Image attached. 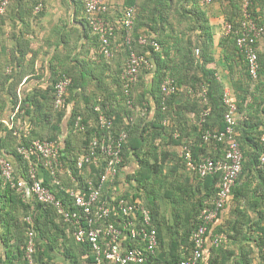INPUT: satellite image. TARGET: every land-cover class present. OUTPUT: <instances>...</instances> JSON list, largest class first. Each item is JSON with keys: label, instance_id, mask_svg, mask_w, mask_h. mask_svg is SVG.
Segmentation results:
<instances>
[{"label": "trees", "instance_id": "obj_1", "mask_svg": "<svg viewBox=\"0 0 264 264\" xmlns=\"http://www.w3.org/2000/svg\"><path fill=\"white\" fill-rule=\"evenodd\" d=\"M145 1L147 4L140 5L139 8H137L136 13V0L124 1V10L129 7H132L134 10V22L133 27L129 32L131 39L129 44L125 42L126 32L122 25L112 22V20H108L109 18L107 13L103 15L106 21L115 25L114 31L109 38V48L111 50L110 56H105L101 53V42L99 37L97 34L92 32L88 25L86 16L81 20L84 25V36L85 38H90L93 52L87 56L86 61L79 59L78 55L75 53H61L59 55H53L49 61V70L51 72L50 85L47 87V90L40 93L45 101L40 102L31 98L24 102L27 105L30 104L33 106L34 111L37 114L39 113V116L43 121H47L51 115H54L56 118V124L52 128V135L43 137V135H40L37 132L34 133L30 136V138L20 141L16 147L13 148L11 151L13 161L9 157L7 158L11 160L12 163L15 161L17 166L21 167L20 169H22V171H17L16 176L26 178L27 161L21 154L18 153V147L21 145L28 146L37 139L59 141L57 132H59L60 128L57 124H60L63 118L65 116L67 117V114H69L68 119L72 128L77 133H80L79 140L84 141L85 147L80 151V153L87 148L88 143L93 136H97L99 138L106 136L117 137L120 132L126 131L128 136L122 146L123 159L121 165L123 166V163L126 165L129 161L131 162L136 160L138 162V170H134L132 173L125 176L123 183L126 187L124 193L122 194H115L114 190V184H119L118 181H121L118 174L112 181L108 180L105 182L102 187V197L106 200H113V198L119 197V199L123 198L129 202H135L136 198L139 199V204L141 205L138 206L149 210L151 215V226H153L157 231L158 246L155 254L152 255L153 257H151L150 260H153L155 264H178V262L184 259L189 253L192 244L190 241V235L192 230L197 227L201 221V211L206 207L212 206L217 196L216 194L219 188L216 184H219L221 173L218 172L212 175L200 177L195 170L187 167L182 156L173 151L169 152L168 150H165L164 147L160 148L158 146V149L157 145L153 144V137L150 141L149 134L154 133L156 136L164 138V140L168 139L167 142H170V145L172 144L174 146L181 144V135L175 136V133H173L174 130H176V128L174 129L173 127L178 128V122L173 120V125L169 131H165L167 125L163 124V120L166 117H168L171 121V105L174 99L173 97L176 95L177 91L170 96H164V93L161 91V83L165 78L171 77L174 78L173 81L177 84L178 81L175 77L178 76L182 64H187L189 70L192 69V67H194V70L195 68H200L202 70L201 78L194 77V79H197V85L194 86V95L199 94V97L197 96L199 105L196 102L194 103V106L189 109H192L196 114L194 130L197 133V140L200 144L206 145L208 143L203 142L201 138L203 130L210 129L211 131H219L223 130L225 126L223 115L226 111V106L224 105L222 99L224 89L222 84L213 77L212 70H206L203 67L209 57H204V60L201 63L203 54H201L200 57L194 56V49L196 45L190 38L184 40L182 44L180 43L178 36L175 35L176 31L172 25L173 21H168L164 16V22L171 26L170 29H165L163 22L157 21L158 17H160V21L164 20L160 16L162 13L161 11L164 6L166 7L165 9H168L169 2L172 0ZM148 4L149 6L150 4L152 6L148 7ZM178 8H175L174 12L179 10ZM242 8L243 3L241 4L240 11L241 19L235 24L232 21L228 22L233 26V31L228 36L233 39L237 52L245 61L246 68L245 84L242 83L239 86L235 95L236 99L234 98L236 103L234 137L240 144L243 153V163L241 174L239 175L237 184L232 189L231 196L236 199L239 197L245 198L249 204V192H257V187L252 185L253 180L251 177L256 179L257 184L259 185L258 189L264 191V168L260 163V156L264 151V143L261 140L264 135V59L262 58V55L257 53L259 62L258 76L256 79H252L247 70V61L245 56L242 52H240L235 43V30H237L241 20L243 19ZM40 10L38 12H40ZM168 10H170L171 13L173 12L171 8ZM247 10L251 16L264 27V23L261 19H259L256 14H253L250 5L247 6ZM164 13L167 16V10H165ZM117 16L116 20L120 19L122 14L119 12ZM159 24L161 25L159 28L154 27V25L158 26ZM142 27L146 28L143 32H146L147 34L150 33V35L153 34V36H149V38L154 39L159 44L158 50H154V48L148 44L140 45L138 43V37L141 34H144L140 32ZM161 32H165L164 35H160ZM263 34L264 32L262 35ZM261 36L257 39L255 46H257ZM73 37V40H66L67 43H71L69 46L70 48L71 46L76 48L78 45V36L74 35ZM168 38L174 39V43L172 45H167L169 40ZM72 42L74 43L72 44ZM120 42H122L121 45H119ZM116 44H118V47L120 48L118 54L126 55V59L123 64H120V69L116 70L115 75L112 76L111 71L113 69L107 67L109 64L113 63L111 60L115 57L113 54H115L114 50ZM174 47L177 48L174 53L176 58L169 60L168 57L171 55L170 50L174 49ZM129 48L135 50L136 53L144 54L152 65L150 68L143 66L140 69V71L145 69V72L150 74L152 77V86L149 91H146L147 95L135 94V88L138 86L137 82L139 80L140 71L138 72L136 83L129 88L128 93L125 91L121 74L125 69V64L130 51ZM106 69L109 71H106ZM62 76H68L71 78V83L67 90V104L70 106L69 112L64 109L59 110L54 107V85ZM200 81L201 84H199ZM201 94L205 96L208 101L207 105L210 107V113L206 117L202 126L198 124L200 112L205 106L202 102ZM71 100L82 101L83 104L82 106L76 104L73 108L70 104ZM163 107L165 108L163 109ZM179 110L180 108L178 107L176 110L173 109L172 112L175 113ZM150 111L153 112L152 118H154V120L147 122L146 120L148 119L145 118L150 115ZM100 112H103L106 117L111 120L112 123L109 128H100V125L98 124V116ZM77 115L81 117V122L85 125L84 131H80L74 127V120ZM125 117L126 120H124ZM89 118L92 119V124H88L87 119ZM240 127L241 129L242 127H245L246 129L242 131ZM238 130H240L241 133H238ZM77 137L75 140L79 141ZM59 142L61 144L58 155L59 161L64 166L69 167L74 180L68 177L69 175L63 176L59 172L57 173V181L59 183H55L51 174L44 168L42 160H39L35 156L32 157L39 168L38 175L42 177L43 184L48 186L56 197L65 203L67 207L71 210H75V205L68 192L73 189L86 193L89 180L92 181L93 185H97L99 176L102 173V167L100 164H89L83 166L81 169H78L76 167V159L80 153L77 155L75 154V157H73L69 151V142L65 141L64 147L63 143L61 141ZM193 147L192 153L194 152L193 149H195L196 146L194 148ZM219 153H221L220 156L216 155L211 158L222 157L224 154V146H220L218 154ZM192 159H194V161H200L202 158L198 157L194 152ZM165 161H168L167 163L172 162V165H170L169 168V174L164 171ZM181 167L186 170L183 172L180 171ZM172 173H178V176L173 178L174 183H171V187L166 189L163 193L165 198L169 199L173 206L171 217H169L166 213H162L161 207L157 202V197L152 195L150 196L152 191L150 190L147 194H145L144 188H146V186L150 183H157L159 186L163 183L166 184L165 182H168L169 179L172 178L170 175ZM191 174H193V181L189 182V176ZM70 179L72 181L71 184L68 183V180L70 181ZM46 180H49L50 183H47ZM4 187L7 200L6 202L13 208L18 207L21 210V213L17 217L11 214L10 210H8V213L6 214L9 217V219L8 217L7 219L10 221L12 228L17 231L14 232L17 245L15 246V254H13L12 251L10 252V250L7 252L8 261L5 264H27L25 252L28 239L27 232L30 228H34L35 230L34 260L37 264H44L49 258L50 251L48 246L54 249L56 244L54 243L55 240L62 237V234L59 232H55L54 235L49 234V230H51L54 226L58 227L59 224H66L71 228V238L68 239L64 237L65 234H63V237L65 240H72L75 243L71 242L74 245H69L67 247V249L70 250L67 254L76 260L73 261V264H78L77 261L80 255H85V264H94V255L91 252L89 243L77 242L75 240L73 236V225L65 221L63 216L56 211V208L53 205L44 204L36 200H34V203H30L29 200H23L14 189L10 188L9 185L6 184ZM130 191H132V193ZM256 204H258V200L254 199L251 201L252 206ZM236 212L237 214L234 220L231 218L225 220L222 224H214L209 227L210 239L207 243L210 245L209 250L211 253L207 260L208 264H225L223 260L220 263H217L215 259L216 254L220 253L227 239L232 240L236 238V235L239 233V225H243L244 223H248V221H250V218L243 208H238ZM139 215L140 212L136 210L135 221L137 222V225L141 224V217ZM28 216L31 218L32 224L25 220ZM251 224H253L252 240H254L256 246L259 248L262 264H264V226L254 222ZM167 232L170 233V238L169 240L167 238L169 242L166 245L164 244L167 242L164 240V233L168 234ZM221 233L225 235L226 239H222L217 245L214 244L212 242L213 238L215 235ZM126 243L128 244L129 241L127 240L125 244ZM136 245H138V243L135 241V246ZM7 247L10 248L8 245ZM73 247H76L80 254L77 252V256H72L73 252L71 249ZM74 250L75 248H73V251ZM199 264H202V262H199ZM242 264H249V261L246 260L242 262Z\"/></svg>", "mask_w": 264, "mask_h": 264}, {"label": "crops", "instance_id": "obj_2", "mask_svg": "<svg viewBox=\"0 0 264 264\" xmlns=\"http://www.w3.org/2000/svg\"><path fill=\"white\" fill-rule=\"evenodd\" d=\"M124 1L125 0H105L108 7V11L106 12L109 18L108 20L115 22L119 12L122 14L124 10ZM243 1L244 0H214L210 3H202L201 0H172L169 2V8H171L173 12L171 13L170 10H168L169 8L165 9L166 7L164 6L160 14L161 18L164 20L160 21V17L157 16V21L163 22L165 29H170L171 27L164 22L165 17L168 21H173L172 25L176 31L175 35L178 36L181 44L184 40L189 38L195 43L194 56L200 57V55L203 54L201 63L204 57H209L203 67L206 70H212L213 77L219 81L223 89L228 90L235 99V95L238 91L237 89L246 79L245 61L237 52L233 39L228 36L229 34H224V25L230 21L235 24L241 19L240 11ZM247 1L248 5L251 6L253 14H256L264 23V0ZM39 3L42 4L40 12L35 11V7ZM145 4H147L145 0H136L137 6L135 8V13L140 5ZM151 6V4L150 6L148 4V7ZM175 8L179 10L174 12ZM165 10H167V16L164 13ZM84 17V5L81 0L9 1L8 9L0 19V155L6 156V158L9 157L12 160L13 156L11 155V151L20 141L30 138V136L36 132L43 135V137L52 135V128L56 124L54 115H51L47 121H43L39 113L37 114L34 111L33 106L30 104L27 105L24 102L31 98L40 102L45 101L40 93L47 90V87L50 85L51 72L49 70V61L53 55L75 53L78 55L79 59L86 61L87 56L93 52L90 38H85L84 36V25L81 22ZM160 26V24L158 26L154 25L155 28H159ZM140 30L141 33L147 34L143 32L146 28L142 27ZM164 33L165 32H161L160 35H164ZM74 35L78 36V45L76 48L72 46L70 48L69 46L71 43H67L66 40H73ZM147 35L153 36V34L150 35V33ZM173 40L174 39H169L167 45H172L174 43ZM73 43L74 42H72V44ZM121 43L122 42H120L119 45H121ZM119 49L118 44H116L115 50L118 51ZM175 49L177 48L174 47V49L170 50L171 55L168 57L169 60L176 58L174 54ZM256 51L258 54L262 55L264 59V34L258 41ZM107 68L113 69L114 64H109ZM193 68L194 67L189 70L187 64H182L178 76L175 77L178 81L176 84L177 92L173 97L174 99L171 105L172 110H176L178 107L180 110L173 113L170 109L171 121L168 117L163 120V124L167 125L165 131L170 130L173 125V120L178 122V128L173 127L174 129L176 128L173 133H175V136L181 135V144L174 146L172 144L170 145V142H167L168 139L164 140V138L156 136L154 133L149 134L150 141L153 137V144L157 145V147H164L165 150L176 152L178 155H180L183 147L187 146L191 149L192 155L195 152L200 158L214 157L216 155L220 156L221 153L218 154V151L221 145L217 146V149L211 144H200L197 140V133L194 130L196 114L189 108H192L196 102L198 104L199 94L194 95V86L197 85V79H194V77L201 78L202 70L200 68H195L194 70ZM168 78L171 77L165 78L162 83ZM137 83L138 86L135 88V94L147 95L146 91H149L152 86V77L143 69L140 71ZM199 84H201V81ZM70 104L74 108L76 104L82 106L83 103L82 101L71 100ZM152 114L153 112L150 111V115L146 116L145 119H148L146 120L147 122L154 120ZM68 115L69 114H67V117L65 116L63 118L60 124H57L60 128L57 135L59 141L63 143V147L65 141L69 142V151L71 155L75 157L74 155L79 154L85 145L84 141L79 140L80 133H77L72 128V125H70ZM124 120H126V117ZM87 121L88 124H92L91 118L87 119ZM245 129V127H242L241 130L244 131ZM237 132L241 133L240 130ZM76 137L79 141L75 140ZM193 146H196V148L193 149L194 152L192 153ZM167 162L168 161H165L164 163L165 167L168 164ZM123 164L124 165L121 166L117 173L121 183L118 181L119 184H114L115 194L124 193L126 185L123 183V180H125V176L132 173L134 170H138V162L136 160L129 161L126 165L125 163ZM169 164L172 165V162ZM13 165L16 173L17 171H22V169H20L21 167L17 166L15 161ZM69 172V167L62 164L60 173L63 176L69 175L68 177L71 178L72 175L71 172ZM192 176L193 174L189 176V182L193 181ZM251 178L253 180L252 185L257 187V192H249V204L245 198L239 197L236 199L230 196L228 204L221 211L215 222V224H222L225 220L231 218L234 220L238 208H243L250 218L248 223L239 225V233L236 235L235 239H227L220 253L216 254L215 259L217 263L223 260L225 264H242V262L248 260L249 264H262L259 248L256 246L254 240H252L253 224L251 223H259L264 226V191L258 189L259 185L256 179L253 177ZM71 179L70 181L68 180L70 184L72 183ZM46 182L50 183L49 180H46ZM4 186L0 178V264H5L8 261L7 252H9V250L10 252L12 251L13 254L16 253L15 246L17 245V240L14 236V232L17 231L12 228L10 221H8L9 217L6 214L8 210H10L11 214L15 217L21 213L20 208H13L6 202ZM254 199L258 200V204L252 206L251 201ZM29 201L30 203H34V200L30 199ZM135 201L139 202V199L136 198ZM55 232L61 233L62 237L55 240L54 243L56 244L54 249L48 246L50 251L49 258L44 264H73V261L76 260L67 254L68 251H70L67 247L69 245L73 246L75 243L72 240L67 241L64 239V237L68 239L71 238L70 226L59 224L58 227L54 226L49 230L50 235H54ZM63 234H65L64 237ZM164 240L167 241L164 243L167 245L169 239ZM7 245L10 246V248H8ZM73 248H75L74 251ZM73 248L71 249L73 252L72 256H77L79 252L76 247ZM209 248L210 245L207 243L205 246L204 258L201 261L202 264H208L207 260L211 253ZM77 262L78 264H85V255H80Z\"/></svg>", "mask_w": 264, "mask_h": 264}, {"label": "built area", "instance_id": "obj_3", "mask_svg": "<svg viewBox=\"0 0 264 264\" xmlns=\"http://www.w3.org/2000/svg\"><path fill=\"white\" fill-rule=\"evenodd\" d=\"M84 5L85 16L92 32L97 34L101 42L100 51L105 56H110L109 38L112 35L115 25L104 19V14L108 11L105 0H81ZM202 3H210L212 0H201ZM9 0H0V18L5 14ZM248 1H243V19L237 30H235V43L240 52L243 53L247 63V70L252 79L258 76L259 62L256 52V41L264 32V27L259 24L247 10ZM42 4L35 7L39 11ZM132 7L122 12V17L115 21L124 28L125 42L130 43L129 32L133 27ZM233 26L225 23L224 34H230ZM140 45H150L154 50L159 49V44L150 39L147 34H141L138 39ZM128 59L121 77L124 82L125 91L136 83L138 72L145 66L152 65L144 54L136 53L129 48ZM71 78L62 76L54 85V107L59 110L70 111L67 104L68 87ZM177 89L172 78L166 79L161 84V91L164 96H170ZM202 102L205 105L200 112L198 124L205 122L210 113L207 99L201 94ZM223 103L226 111L223 115L225 126L223 130L211 131L203 130L201 138L203 142L224 146V154L220 158L205 157L200 161L192 159L191 149L183 147L180 156L183 157L187 167L196 171L200 177L212 175L220 172L221 178L218 184L217 196L210 207L204 208L200 213V223L195 227L190 235L191 247L187 256L180 260L178 264H199L204 258L205 246L209 242V227L214 225L224 207L228 204L233 187L237 184L242 171L243 153L239 142L234 137V126L236 123V103L234 97L228 90L223 91ZM165 107H163L164 109ZM111 120L103 112L98 116V124L101 129L109 128ZM74 127L84 131L85 125L81 122V117L76 116ZM127 132L122 131L117 137L106 136L99 138L93 136L87 148L81 152L76 159V167L81 169L85 165H101L102 173L99 176L97 185L88 181L86 193L80 190H70L75 210H71L65 205L53 191L43 184V179L38 175V167L32 156L42 160L44 168L51 174L55 183L57 173L62 170V163L58 155L61 144L56 140H35L28 146H19L17 151L27 161V177H17L14 165L11 160L0 155V178L3 185H9L23 200H36L44 204H51L56 211L63 216L64 220L74 227L73 236L77 242H87L94 255V264H155L150 260L155 254L158 246L156 229L151 226V215L148 209L138 206V201L129 202L123 198L115 197L113 200H106L102 197V187L105 182L112 181L117 175L122 164V146L127 139ZM261 140L264 143V135ZM260 163L264 168V151L260 156ZM70 173V172H69ZM72 178V177H71ZM74 180V178H72ZM140 212L141 224L135 221V212ZM32 224L31 218H25ZM28 233L25 256L27 264H37L34 260L35 252V230L30 228ZM226 237L223 233L215 235L212 242L219 244ZM129 243L125 244L126 241ZM135 241L138 245L135 246ZM131 244V245H130ZM264 247V238H263ZM169 264V263H165Z\"/></svg>", "mask_w": 264, "mask_h": 264}, {"label": "rangeland", "instance_id": "obj_4", "mask_svg": "<svg viewBox=\"0 0 264 264\" xmlns=\"http://www.w3.org/2000/svg\"><path fill=\"white\" fill-rule=\"evenodd\" d=\"M119 50L118 51L117 50H114L115 54H113V55L115 57L113 56L114 59L111 60L113 62V64H114V68L111 71L112 72V76L115 75V71L116 70L120 69V66H121L120 64H123V62L126 59V55H124V54L123 55L118 54ZM119 59H120V61H119ZM106 71H109V70L106 69ZM176 91H177V89H176ZM169 168H170V164L168 163L167 166L164 168V171H166L168 173L169 172ZM180 171L183 172V171H185V169H183L181 167L180 168ZM170 175L172 176V178L169 179L168 182H165L167 185L163 183L161 186H159L157 183H153V184L150 183V184H148L146 186V188H144L145 194H147L148 191H150V190L152 191L151 194H150V196L152 195V196L157 197V202H158V204L161 207L162 213H166V215L169 216V217H171L172 207L173 206H172L171 202L169 201V199L165 198V196H164L163 193L165 192L166 189H169L171 187L170 186V185H172L171 183H174L173 178L177 177L178 176V173H176V174H173L172 173ZM164 234H165V239H167V238L169 239L170 238V233H168V234L164 233Z\"/></svg>", "mask_w": 264, "mask_h": 264}]
</instances>
